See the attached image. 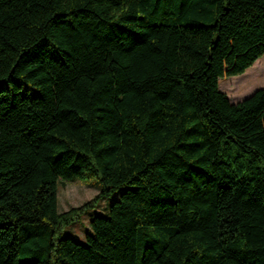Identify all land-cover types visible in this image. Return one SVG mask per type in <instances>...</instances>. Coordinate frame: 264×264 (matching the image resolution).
Masks as SVG:
<instances>
[{"label": "trees", "instance_id": "1", "mask_svg": "<svg viewBox=\"0 0 264 264\" xmlns=\"http://www.w3.org/2000/svg\"><path fill=\"white\" fill-rule=\"evenodd\" d=\"M259 57L264 0H0V264H264Z\"/></svg>", "mask_w": 264, "mask_h": 264}, {"label": "rangeland", "instance_id": "2", "mask_svg": "<svg viewBox=\"0 0 264 264\" xmlns=\"http://www.w3.org/2000/svg\"><path fill=\"white\" fill-rule=\"evenodd\" d=\"M219 90L224 92L230 102H236L264 86V57H259L241 74L219 78ZM98 192L94 179L74 178L59 181L57 184V210L63 211L90 199ZM117 193L104 197L87 208L78 220L63 227V236H72L84 242V234L90 231L89 219L94 214L106 215L108 206Z\"/></svg>", "mask_w": 264, "mask_h": 264}]
</instances>
